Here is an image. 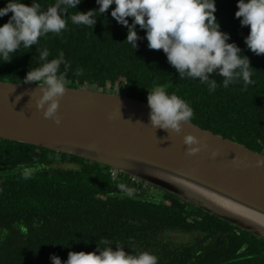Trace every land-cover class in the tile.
Masks as SVG:
<instances>
[{
	"label": "trees",
	"instance_id": "obj_1",
	"mask_svg": "<svg viewBox=\"0 0 264 264\" xmlns=\"http://www.w3.org/2000/svg\"><path fill=\"white\" fill-rule=\"evenodd\" d=\"M6 2L0 0V7ZM37 2L46 9L55 0ZM215 6L220 30L229 33V42L249 58L251 83L239 80L225 88L223 78L214 73L210 78L218 87L209 92L198 79H180L163 50L148 48L139 26L140 39L132 49L125 41L126 27L111 16L115 5L97 12L93 26L72 24L76 11L98 9L96 0H82L75 9H67V29L59 36L49 33L29 49L21 46L11 54V62H0V80L24 82L26 73L43 63V47L49 49V59L63 51L69 64L67 86L118 89L122 92L114 93L145 102L149 92L164 87L191 106L192 123L264 154V54L256 55L245 45L249 27L241 26L234 15L237 0H215ZM10 16L9 12L0 17V25ZM69 162L76 165L65 166ZM19 165L38 170L25 179ZM111 169L76 155L0 138V264H52L50 256L64 261L69 251H95L102 239L113 249L121 244L132 254L151 252L158 264H264L263 238L150 184L145 194L140 191L145 182L117 170L113 176ZM120 184L133 189L132 195L122 192ZM154 188L161 190V197ZM171 233H198L199 238L180 243Z\"/></svg>",
	"mask_w": 264,
	"mask_h": 264
},
{
	"label": "clouds",
	"instance_id": "obj_2",
	"mask_svg": "<svg viewBox=\"0 0 264 264\" xmlns=\"http://www.w3.org/2000/svg\"><path fill=\"white\" fill-rule=\"evenodd\" d=\"M82 0H55V3L42 9L37 0L26 5L22 0H7L0 7V17L9 12L10 18L0 25V62H11L12 53L21 48L29 49L38 44L41 37L49 33L59 36L67 29V9H75ZM98 9L76 11L70 20L74 25L93 26L98 13L111 9V16L127 29L126 42L137 47L140 39L136 28L145 31L148 48L163 50L167 61L178 72L180 79L199 80L208 86L209 92H215L217 81L210 77L215 73L223 78V87L243 80L251 83L250 61L242 49L229 42V33L221 31L214 15L215 0H96ZM61 5L65 7L62 9ZM235 17L241 26H248L249 33L244 37L247 48L256 55L264 54V0H237ZM131 18V23L129 19ZM47 47L40 50L43 63L29 70L24 83H35L40 95L35 100L37 109L42 110L46 119L60 123L58 115L59 100L67 85L68 62L63 51L49 59ZM61 65L64 70L61 71ZM147 103L150 108L149 119L153 127L172 130L179 133L181 124L193 119L191 106L176 94L157 86L149 92ZM183 142L188 145L187 152L199 151L197 137L185 134ZM215 153H213V156ZM264 164V161L261 162ZM23 178H30L38 169L19 165ZM122 192L131 196L133 189L125 184L118 186ZM87 243V241H85ZM52 264H158L155 254L140 251L137 254L126 252L124 246H109L107 239L97 244L95 251H69L67 259L50 256Z\"/></svg>",
	"mask_w": 264,
	"mask_h": 264
},
{
	"label": "water",
	"instance_id": "obj_3",
	"mask_svg": "<svg viewBox=\"0 0 264 264\" xmlns=\"http://www.w3.org/2000/svg\"><path fill=\"white\" fill-rule=\"evenodd\" d=\"M39 95L35 83L0 80V138L109 166L264 239L261 226L210 205L160 174L165 170L194 180L264 214L263 153L192 122H182L179 133L153 127L147 102L92 88L67 86L57 124L36 108ZM185 134L197 137L199 151L187 152Z\"/></svg>",
	"mask_w": 264,
	"mask_h": 264
},
{
	"label": "bare ground",
	"instance_id": "obj_4",
	"mask_svg": "<svg viewBox=\"0 0 264 264\" xmlns=\"http://www.w3.org/2000/svg\"><path fill=\"white\" fill-rule=\"evenodd\" d=\"M160 172H161L160 173L161 175L175 182L177 185L183 187L186 191L190 192L191 194L207 201L210 205L218 207L238 217L245 218L248 221L252 222L253 224L257 226H261V228L264 229V214L263 213L258 212L248 206H245L244 204H241L235 201L234 199H231L225 195H222L219 192L207 186H204L198 182H195L194 180L185 179L181 176L180 177L178 176L177 178L175 174L167 172L165 170H161Z\"/></svg>",
	"mask_w": 264,
	"mask_h": 264
},
{
	"label": "flooded vegetation",
	"instance_id": "obj_5",
	"mask_svg": "<svg viewBox=\"0 0 264 264\" xmlns=\"http://www.w3.org/2000/svg\"><path fill=\"white\" fill-rule=\"evenodd\" d=\"M172 234H176L173 236L176 240L180 241V243H188L189 240H197L199 238L198 233H195L194 235H192L190 233H171V235Z\"/></svg>",
	"mask_w": 264,
	"mask_h": 264
},
{
	"label": "rangeland",
	"instance_id": "obj_6",
	"mask_svg": "<svg viewBox=\"0 0 264 264\" xmlns=\"http://www.w3.org/2000/svg\"><path fill=\"white\" fill-rule=\"evenodd\" d=\"M114 91H116V92H118V93H121L122 92V90H111L110 92H114ZM76 164L75 163H73V162H69V163H66L65 164V166H67V167H70V166H75ZM124 174V173H123ZM125 175H127V174H125ZM151 185V184H150ZM154 187H156V186H154ZM158 188V187H157ZM150 189H151V187L149 186V184H147V183H145L144 185H142V187L140 188V191L142 190L145 194H147L149 191H150ZM155 189V190H154ZM153 189V192H155V194H157V196L158 197H161V190H159V189H156V188H154Z\"/></svg>",
	"mask_w": 264,
	"mask_h": 264
},
{
	"label": "built area",
	"instance_id": "obj_7",
	"mask_svg": "<svg viewBox=\"0 0 264 264\" xmlns=\"http://www.w3.org/2000/svg\"><path fill=\"white\" fill-rule=\"evenodd\" d=\"M111 170H113V171H112V175L115 176V172H116V170H115V169H111ZM132 178H133V177H132ZM133 179L136 180V181H139L138 179H135V178H133Z\"/></svg>",
	"mask_w": 264,
	"mask_h": 264
}]
</instances>
